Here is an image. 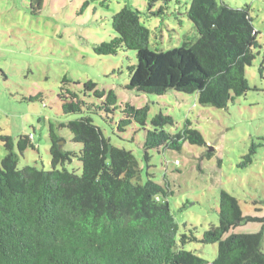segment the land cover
<instances>
[{
    "label": "trees",
    "instance_id": "1",
    "mask_svg": "<svg viewBox=\"0 0 264 264\" xmlns=\"http://www.w3.org/2000/svg\"><path fill=\"white\" fill-rule=\"evenodd\" d=\"M29 2L30 13L37 15L43 0ZM86 5L88 1L82 10ZM187 16L197 32L195 41L152 50L150 30L140 22L139 11L123 6L112 16L113 36L96 44L94 51L113 55L122 49L134 50L136 62L128 67L127 86L141 93H194L200 105L222 109L235 97L256 90L245 74L258 47L249 6L232 8L217 0H191ZM70 94L71 99L63 103L64 112H80L81 102ZM106 102L115 103L112 91ZM147 110V106L133 108L127 103L126 118L120 124L133 120L143 127ZM172 124L170 115L159 113L152 118L142 144L146 162L151 150L180 151L184 142L205 145L189 121L173 134L164 129ZM67 127L81 149L77 154L62 151L60 138L50 129L48 170L31 165L18 168L12 137L0 135L8 151L0 161V264H264L261 232L223 237L244 222L264 221L244 216L237 198L221 191L218 226L205 230L200 238L195 227L181 232L167 183L134 180L140 166L132 151L111 146L90 116L70 120ZM31 138L18 137L20 153L34 149ZM72 156L80 161L79 173L64 167ZM246 160H251L249 154ZM191 241L217 243L216 257L208 262L185 250L183 245Z\"/></svg>",
    "mask_w": 264,
    "mask_h": 264
},
{
    "label": "rangeland",
    "instance_id": "2",
    "mask_svg": "<svg viewBox=\"0 0 264 264\" xmlns=\"http://www.w3.org/2000/svg\"><path fill=\"white\" fill-rule=\"evenodd\" d=\"M29 1L0 0V135L12 137L18 168L50 169V129L60 138L62 151L77 154L81 144L73 141L67 124L90 116L111 146L132 151L140 166L134 180L143 183L152 178L168 184L181 232L195 227L200 238L205 230L218 226L221 191L237 198L244 216L264 218V0H217L232 8L248 5L258 32L255 58L245 70L249 86L256 90L235 97L222 109L200 105L194 93L170 90L156 95L128 88V67L136 62L135 51L122 49L113 55L94 51L96 44L113 36L112 16L123 6L139 11L140 22L150 30L152 50L195 41L197 32L187 16L191 0H43L37 15L30 13ZM85 1L88 5L82 10ZM110 91L113 105L106 102ZM69 92L81 102L80 112H64ZM127 103L133 108L147 106L143 127L133 120L120 124ZM159 113L173 118L172 125L164 126L166 131L177 133L189 121L205 145L184 142L180 151L151 150L146 162L145 129L152 128L151 120ZM24 134L32 136L35 147L20 153L16 141ZM7 152L0 140V161ZM70 158L64 167L79 173L80 161ZM257 232L262 233L264 253L263 220L244 222L223 237ZM217 246L191 241L183 248L211 262Z\"/></svg>",
    "mask_w": 264,
    "mask_h": 264
},
{
    "label": "clouds",
    "instance_id": "3",
    "mask_svg": "<svg viewBox=\"0 0 264 264\" xmlns=\"http://www.w3.org/2000/svg\"><path fill=\"white\" fill-rule=\"evenodd\" d=\"M30 137H32V136L30 135Z\"/></svg>",
    "mask_w": 264,
    "mask_h": 264
}]
</instances>
